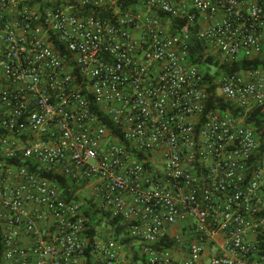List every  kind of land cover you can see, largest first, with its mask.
I'll list each match as a JSON object with an SVG mask.
<instances>
[{"label": "built area", "instance_id": "obj_1", "mask_svg": "<svg viewBox=\"0 0 264 264\" xmlns=\"http://www.w3.org/2000/svg\"><path fill=\"white\" fill-rule=\"evenodd\" d=\"M124 2L0 0V264H264V120L208 105L264 119V64L192 59L261 57L264 0Z\"/></svg>", "mask_w": 264, "mask_h": 264}, {"label": "trees", "instance_id": "obj_2", "mask_svg": "<svg viewBox=\"0 0 264 264\" xmlns=\"http://www.w3.org/2000/svg\"><path fill=\"white\" fill-rule=\"evenodd\" d=\"M140 0H125V2L122 4L121 9L126 11L128 9V5L132 3L139 2ZM91 13L94 12L100 17H109L112 15L111 10H90L89 8L85 11V13ZM177 25H173L172 29L174 30ZM192 59L194 62H197L199 64L204 65H210V66H219V70L215 74H210V72L207 71L206 76L210 80V90L215 93L216 92V84L214 83V80L218 78L223 73H229L237 70H244L249 69L252 67H260L264 64V49L263 54L261 57L254 58V59H242L239 61H236L232 65L229 64H223L220 65L219 61L212 55H205L202 49V45L198 42L195 47H193L192 52ZM209 107L220 109V110H226L229 109L233 111L235 115H242L245 118V121L251 125L258 126V128L263 127V116L258 108H254L250 111H247L246 113H240L237 109H234L230 103L226 102L222 97H218L216 95L210 96ZM108 124L109 122L106 121ZM111 125V124H110ZM113 128V127H112ZM115 130V128H113ZM50 177L57 179L59 184L61 185L62 190L65 192L67 197H72L73 193L76 191V188H73V186L70 184V181L65 178L58 175H50ZM87 214H89L90 217V225L91 230L94 231V228L96 225L101 224L102 221L106 220L109 224L110 228H112V235L123 238L124 242L127 243L129 240L127 237H125L124 228L120 225L118 218H108L106 214H99V211L93 208H89L87 210Z\"/></svg>", "mask_w": 264, "mask_h": 264}, {"label": "crops", "instance_id": "obj_3", "mask_svg": "<svg viewBox=\"0 0 264 264\" xmlns=\"http://www.w3.org/2000/svg\"><path fill=\"white\" fill-rule=\"evenodd\" d=\"M179 228H185V227H184V225H179V226H176V227L175 226H172L171 227V230H176V229H179ZM205 256L209 257L210 256V253L209 252L206 253ZM204 257H202L201 262L199 264H202V260H203Z\"/></svg>", "mask_w": 264, "mask_h": 264}, {"label": "rangeland", "instance_id": "obj_4", "mask_svg": "<svg viewBox=\"0 0 264 264\" xmlns=\"http://www.w3.org/2000/svg\"><path fill=\"white\" fill-rule=\"evenodd\" d=\"M200 262H201V260H200ZM209 263H210V259H209V257L205 256V257L203 258V260H202V264H209Z\"/></svg>", "mask_w": 264, "mask_h": 264}]
</instances>
